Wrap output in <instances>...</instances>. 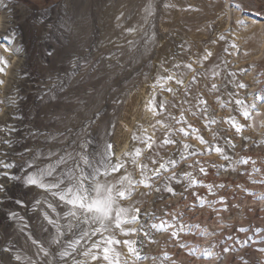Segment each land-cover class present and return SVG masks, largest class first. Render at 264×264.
<instances>
[{
  "label": "rangeland",
  "instance_id": "obj_1",
  "mask_svg": "<svg viewBox=\"0 0 264 264\" xmlns=\"http://www.w3.org/2000/svg\"><path fill=\"white\" fill-rule=\"evenodd\" d=\"M9 1L24 13L17 11L13 21L19 33L4 34L0 10V58L8 62L0 74V161L14 165L0 168L5 188L0 192V264H21L16 256L23 264H65L58 253L87 226L65 219L68 207L28 186L26 177L49 167L57 177L78 168L87 174L81 157L95 163L108 144L113 162L119 158L125 165L115 176L128 173L137 182L151 177L152 184L146 189L138 183L132 198L122 202L140 212L139 223L125 226L138 229L136 234L115 232L121 242L113 246L119 264H264V251L257 250L264 243L255 242L264 240V102L252 95L264 89V0H158L152 18L123 50L100 46L104 30L96 20L98 7L81 25L73 7L36 18L62 0ZM162 11L168 15L164 22ZM122 52L127 53L123 62L113 59ZM171 73L183 84L168 81L165 87L172 92L162 91L157 80ZM237 99L256 104L247 120ZM231 118L243 126L241 132L226 122ZM142 134L156 141L152 149L134 139ZM166 139L175 143L165 144ZM136 148L142 155L134 164L125 153ZM167 161L174 162L167 164L168 171L152 176ZM140 164L148 166L143 175ZM191 180L199 183L193 186ZM161 222L173 227H150ZM99 238L82 240L67 264H106L99 250H94L100 256L96 261L81 255ZM125 240L137 241L142 260L128 253ZM206 248L210 259L203 258Z\"/></svg>",
  "mask_w": 264,
  "mask_h": 264
},
{
  "label": "snow or ice",
  "instance_id": "obj_2",
  "mask_svg": "<svg viewBox=\"0 0 264 264\" xmlns=\"http://www.w3.org/2000/svg\"><path fill=\"white\" fill-rule=\"evenodd\" d=\"M237 9L241 6L236 5ZM240 24L243 22L240 21ZM220 40H223L224 37L220 36ZM231 47L233 49L236 48L235 44H232ZM7 51V49H5ZM211 53H206V57L210 56ZM248 55V53H245ZM8 66V62L0 58V74L5 73V69ZM176 67H180L177 65ZM184 67L191 70V65H184ZM247 73L248 69L243 70ZM218 75V73H213V76ZM195 77H193V81ZM168 81H175L176 84L182 85L183 80L178 77L176 73L169 74L166 78L159 77L157 80V86L161 88L162 91H167L169 93L172 92L171 88H166L165 83ZM3 84V81L0 80V85ZM237 87L243 89L246 88L244 84H238ZM213 89H216V85H212ZM254 100L257 102H264V89H261L258 93L252 94ZM154 100L149 101V110L152 111L154 109ZM201 104L206 103V101L200 100ZM235 104L239 106L242 110L241 115L245 120L249 118L250 110L256 107V104L252 105H244L242 101L236 100ZM160 111L163 112L165 110L164 102H161L159 105ZM173 119H175L173 117ZM182 117L180 120H177V123H181ZM231 124L232 128L235 129L237 133L242 131V125L238 124L234 118H231L226 121ZM158 124H161L162 127L168 128L169 126L161 121H157ZM215 123V121H212ZM155 128V126L153 125ZM146 131V130H145ZM171 132V129H169ZM180 133L184 136H188L189 133L185 131L184 128L178 129ZM155 133H153L154 135ZM134 139H140V142L143 143L147 149H152L156 143V141L150 136L142 137H134ZM165 144L175 143L171 139H166L164 141ZM200 143L203 144V139H200ZM185 149L189 146L187 144L183 145ZM113 146L111 144L106 145L105 152L102 154L101 159L93 163L87 157H81V163L90 169V171L86 174L83 168H78L76 170H70L62 173L59 177L54 175V169L52 168H43L37 169L35 172L29 173L26 177L25 183L28 186H35L37 188L43 189L46 192H49L54 198H57L60 202L68 207V212L65 214V219H70L74 221L75 224L86 225L87 227H82L80 229V234L77 238L72 240L66 248H63L62 251L58 253L59 258L65 261L67 264V258L73 256L74 253L77 252L78 247L81 244L82 240L91 239L99 235V239L95 240L91 246L83 251L81 255L85 257H90L92 261H96L100 258L96 254L94 250H99L102 254L103 261L106 264H119V253L114 250V245L121 243L119 240L115 238L116 230L119 231L120 234L128 236L134 235L137 233L138 229L136 228H126V225H132L139 223L138 213L140 209L134 208L133 206H123L122 202L125 200H130L133 196L135 188L139 183L143 188L149 189L152 188V184L149 182L151 177L147 179L141 180L139 182L135 181L131 174L125 173L123 175H119L118 177L114 174L120 173L122 169L125 168V165L120 162V159L117 158L115 162H113L114 152L112 151ZM217 152H220V148L215 149ZM142 155V150L140 148H136L134 152L125 153V156H129L132 158V163H136V158H139ZM243 163H247V161H242ZM152 163H156L155 160ZM173 163V161L162 162L159 164L158 168L152 170V176L159 177L161 171H168L167 164ZM14 165L6 163L4 161H0V168L3 169H11ZM31 167V165H29ZM138 167L141 170V174L143 175L145 171L148 169L146 164H140ZM201 172H204V169H200ZM8 179H15L14 176H10L8 173H4ZM186 176L189 174H185ZM103 177V179H101ZM199 182L195 180H191V184L193 186L197 185ZM5 188L3 185H0V192H4ZM169 192L172 189H168ZM264 199V197H261ZM17 203H20L19 201ZM203 206V205H201ZM49 207H52L49 205ZM15 215L14 213L12 214ZM45 219L48 220L49 224H54L55 222L45 216ZM173 219H176L175 217ZM73 227L72 224L69 225V229ZM151 228L157 231H165L167 228L173 227L172 224L167 222H161V224H151ZM59 231V230H58ZM183 231V228L181 229ZM240 231H245V229H240ZM62 234V233H61ZM258 234V233H257ZM173 235H176L174 232ZM59 241L54 240L53 243H58ZM256 243H264L262 241H255ZM34 244H38L37 241L33 240ZM124 245L128 249V253L134 257L136 262H139L143 259V257L137 251L135 245L137 241L135 240H125L123 241ZM39 251L43 252L45 256H48L49 253L46 252L42 246H39ZM7 251V249H5ZM230 249L225 248L224 251L228 252ZM258 251H264V248L257 249ZM195 255V252L191 253ZM204 259H210L211 253L208 249H204L203 253ZM15 259L17 261H21L23 264V258L20 256H16ZM164 260L169 259L167 254L163 257ZM30 264V262H29ZM75 264H85L84 261L77 260Z\"/></svg>",
  "mask_w": 264,
  "mask_h": 264
},
{
  "label": "bare ground",
  "instance_id": "obj_3",
  "mask_svg": "<svg viewBox=\"0 0 264 264\" xmlns=\"http://www.w3.org/2000/svg\"><path fill=\"white\" fill-rule=\"evenodd\" d=\"M156 2L158 0H62L60 5L58 4V6H54L48 11L37 14L36 18L45 19L58 13L61 14L64 11H69L73 7L74 9L76 8V11L73 12L76 21H79L83 25L92 9L98 7L99 10H96L97 14L95 12L94 14H96L98 25L104 30L100 39V46L103 44V49L108 47H119L122 49L132 43V39L141 32V29L152 18L153 4H156ZM0 10L3 11V27L1 32L4 34L11 32L14 34L15 32L19 33V26L13 21L16 12H20L22 9L20 10L9 0H0ZM21 13H24V11H21ZM161 13L162 22H164L168 15L166 11H162ZM78 27L80 28L81 26L78 25ZM76 33H79L78 29L74 31L73 36ZM163 51L165 52L166 50ZM126 56L127 53L122 52L113 59L123 62Z\"/></svg>",
  "mask_w": 264,
  "mask_h": 264
}]
</instances>
